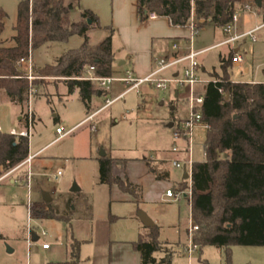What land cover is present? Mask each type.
Masks as SVG:
<instances>
[{
  "label": "rangeland",
  "instance_id": "rangeland-1",
  "mask_svg": "<svg viewBox=\"0 0 264 264\" xmlns=\"http://www.w3.org/2000/svg\"><path fill=\"white\" fill-rule=\"evenodd\" d=\"M20 1L22 0H0V7L7 12L5 29L0 38L5 39L7 45L13 43ZM67 1L74 5L71 11L72 22H80L83 19L82 14L87 10L98 15L97 22L87 19L90 24L88 37L91 46L98 45L113 34L114 75L118 77H126L128 72L133 73L135 77L148 75L156 68L157 59L175 51L174 44L178 46L179 51H187L190 45L187 38H192L193 48L200 50L221 42L234 31L233 29L227 33L224 27L207 23L192 34L189 27L174 28L168 25L163 17L154 22L149 18L142 19L141 16L136 18L131 6L134 0ZM253 11L256 13L238 10L239 20L234 28L238 29L241 23L254 26L259 24V21L264 22V16L261 14L259 17V12ZM154 24L160 32L158 35L154 33ZM257 36V41L250 38L238 40L241 53L251 71L245 74L244 68H239L232 76L235 79L259 77V56L264 57V52L259 55V37H264V28L257 32ZM83 41V36L75 34L66 42L39 47L34 50L33 58L39 65L52 64L67 51L79 48ZM226 48H230L229 45L213 47L204 53L200 58L204 67L207 70L213 66L219 67V53ZM150 54L153 60L151 70L145 75H139L133 70L131 58L141 57V62H144L143 57ZM121 61L126 63L120 65ZM177 70L182 72V65L177 66L175 71ZM173 71H167L162 76L169 78ZM213 73L220 74V68L219 71L214 68L210 75ZM199 77L201 83L207 82V78L201 77L200 74ZM49 82L46 80L45 84L35 86L31 97V107L36 114L30 137L31 152L54 140L57 137V127L68 131L90 112L107 105L91 120L72 129L67 136L52 144L40 158L44 160L48 184L56 188L61 203L60 211L56 210L55 213L70 218L66 220L55 216L41 220L34 217L31 227L40 239L31 244L27 241L28 236L26 240V234L22 237L14 236L10 241L0 239V264H47L50 261L67 260L73 239L81 242V264H140L139 254L133 250L130 241L138 240L141 233L149 234L150 229L141 223L139 210L157 223L158 240L162 243L167 240L171 242L168 244L169 253H155L156 264H264V246H232L229 258L225 247L206 245L194 251L190 260L183 249V244L188 243L190 205L184 195L179 200L166 197L167 187L178 189L184 180L183 169L172 165V160L176 159L177 155L171 152L175 140L167 124L172 117L174 104L176 117L186 114L189 97L187 84L182 86L170 83L166 89H159L153 84L144 83L139 89L128 91L122 98L108 104L109 100L130 86L123 82H114L108 88L110 91L107 94L93 97L91 111L88 112L86 105L79 98L78 91L70 94L63 81ZM4 97L5 94L1 99L0 115L6 124L5 128L8 129L7 124L18 107ZM206 130L201 126L196 129L195 160L203 155L202 144L206 138ZM102 150L115 159L114 169L122 173L135 171L125 166L128 161H142L144 157L149 160H166V167L171 172L170 177L158 182V187L164 190L163 196L154 202H137L132 196L130 202L121 201L119 195L130 194L119 190L117 186H112V189L109 185L98 182V158ZM178 157L183 156L180 154ZM59 170L61 175H58L56 180L52 175L57 174ZM75 183L80 188L76 192L71 190ZM6 188L11 193L19 190L20 198L27 201L28 193L23 184L7 185ZM34 198L35 194H32L33 202ZM69 201L71 204H68ZM35 207L38 208L37 205ZM27 215L28 209L22 216L14 215L12 223L3 221L1 225L10 233L18 229L17 223L22 221L28 233ZM43 231L45 235H42ZM43 243H48L50 249H43ZM8 246L14 251L8 252ZM132 253L137 255L136 259Z\"/></svg>",
  "mask_w": 264,
  "mask_h": 264
},
{
  "label": "trees",
  "instance_id": "trees-1",
  "mask_svg": "<svg viewBox=\"0 0 264 264\" xmlns=\"http://www.w3.org/2000/svg\"><path fill=\"white\" fill-rule=\"evenodd\" d=\"M139 15L148 19L149 14L166 17L173 26L185 27L191 19V0H137ZM249 4L264 15L262 6L254 0H196L195 17L198 28L211 19V23L224 27L232 21L239 7ZM148 9L144 14L143 9ZM74 5L67 0H22L18 4L13 43L7 45L0 39V95L5 91L10 98L23 104L29 101L31 89L46 83L47 78L62 80L71 94L79 91L87 110L94 96L105 92L92 81L84 78L86 69L93 68L99 77L115 76V54L112 36L98 45L89 44L88 30L99 17L91 10L82 14L80 22H72ZM7 12L0 7V34L5 29ZM204 21L203 23L201 21ZM112 33V32H111ZM75 34L84 38L79 48L71 49L54 63L33 67L35 79L29 81L17 62L28 57L30 51L57 42H66ZM234 53L220 57L221 73L197 91L204 96L203 120L208 124L204 151L205 160L193 165L192 214L199 229L193 241L199 249L206 245L225 247L230 258L232 246H264V82H236L230 77ZM201 71L203 69L201 68ZM225 90V95L219 89ZM229 97L226 98V94ZM172 109L173 121L176 105ZM30 138L3 133L0 130V168H13L29 157ZM114 158L100 156L99 183L116 185L141 201V187L129 179L113 174ZM154 171V168L150 166ZM156 172V171H154ZM1 175V169H0ZM157 177L160 175L157 174ZM194 184L209 185L206 192H199ZM183 180L178 189H186ZM36 216L42 209H34ZM49 215L68 220L69 216ZM149 234H140L133 247L141 254V264H156L155 253L168 252L169 247L158 240V226L148 227ZM3 235L0 233V239ZM81 242L73 239L69 258L47 264H81Z\"/></svg>",
  "mask_w": 264,
  "mask_h": 264
},
{
  "label": "crops",
  "instance_id": "crops-1",
  "mask_svg": "<svg viewBox=\"0 0 264 264\" xmlns=\"http://www.w3.org/2000/svg\"><path fill=\"white\" fill-rule=\"evenodd\" d=\"M131 6H132V9L134 10L133 12L136 15V18H139L140 15H139V7H138L137 0H134L132 2ZM238 10H245V11H249V12H254L253 11L254 9H249L248 10V9H245L244 7H239L237 9V11ZM255 13L256 12H254V14ZM260 16H261V13L259 12V17ZM159 18H160L159 16L149 17V19L152 20L153 22L158 20ZM163 18H166V17H163ZM166 20H167L168 25L169 24L172 25L168 18H166ZM238 20H239V18H238ZM207 23H211V21L208 20ZM207 23H205V24H207ZM263 23L264 22L260 23V21H259V24L257 23L254 26L253 25L248 26V25H244L243 23H241L239 25L238 29L234 28L233 34L234 33L235 34H241V33L250 31V30L255 29L256 27L262 25ZM154 26H155V28L157 27L155 24H154ZM173 27L174 28H178V29L186 28V26L185 27L173 26ZM262 28H264V27H262ZM261 29H259L258 31H260ZM257 32H256V35H257ZM154 33H155V35H158L160 32L156 28ZM0 35H2V34H0ZM229 37H227L226 39H228ZM0 39L1 40H5L3 38H0ZM188 39L189 38H187V40ZM226 39H224L221 42H218V43H216V44H214L212 46H209V47H206V48H203V49H200V50H195L193 48L195 51H198V52L199 51H203L198 56V60L200 62V67L203 69V71H201V73L199 72L200 76L203 77V78H207V82L210 81V79H212V76L210 75L211 71L214 68H216L219 71V68H220V57H228L230 55V53L233 52L234 56L239 54L243 58L242 62H233L232 61V67L230 68L229 72H230V77H231V79L233 81H236V82H264V66H263L264 65V57L263 56H259V59H261V60L259 62V77L258 78L235 79L234 77H232L235 74V71L237 69H239V68L240 69L244 68L245 74H249L250 71H251V68H250V65H248V63H247V60L245 59V57L241 53V46H240L238 41H235V42H232V43L223 44V45H219L220 43H222ZM257 40H258V36H257ZM188 42H189V40H188ZM227 45H229L230 48H228V49L226 48L225 50H223L222 52L219 53V67L218 66H213L212 69L207 70L204 67L203 60L200 59L201 56L204 55V53H206L210 48H213V47L214 48L224 47V46H227ZM188 50H189V48L187 49V51H183V52L180 51V52L185 54V53L188 52ZM263 52H264V37L261 36V37H259V55L261 53H263ZM173 53L174 52H168L166 56H170ZM146 57H147L146 55L143 57L144 62H141V57L138 58L137 56H134L130 60L132 66H133V70L135 72H137L139 75L147 74L152 68V62H153L152 54H150L147 58ZM125 63L126 62L123 61L122 64H125ZM122 64H120V65H122ZM44 65H46V64L39 65L38 63H36L35 58H33V67L34 66L35 67H42ZM47 80H48V82L50 80H52L54 82L56 81L55 78H47ZM59 81H62V80H59ZM207 82H205V83H207ZM205 83H201V82L197 83V85L195 86L196 90L201 88V86H202L201 84L205 85ZM140 86L138 87V89L140 88ZM182 86H184V85H182ZM104 90H105L104 93H106V94L110 91L108 88H105ZM76 91H78V90H76ZM125 91H123L120 94H118L117 96H115V98H113L112 100H109L108 104L112 103V101H114L116 99L122 98L125 94H127V93L123 94ZM73 93H75V92H73ZM73 93H71V94H73ZM3 94H5L4 98L7 99L14 106H17L18 109L14 110V114H13L12 120L9 121V124H7L8 129L5 128L6 124L3 122V119L1 118V115H0V130L3 133H10V134H11V132L13 130H15V131L24 130L26 128V112H27V109H28V102L25 101L23 104H20L19 102H17L15 100H13L12 98H10L7 93H3V91H2L1 95H0V107H1V99H2V95ZM78 94H79V91H78ZM99 95H103V94L101 93ZM176 95H178V92H176ZM79 98H80V95H79ZM106 105L98 108L97 110H94V111L90 112L87 116H85L79 122H77L70 130L76 128L77 126L81 125L84 122H87L88 120H91L93 118V116L99 110L104 108ZM187 108H188V102H187V106H186V113H187ZM89 111H91V103H90V109L88 110V112ZM34 116L36 118L35 112H34ZM184 116H182V117H184ZM35 121H36V119H35ZM170 121H172L173 123L175 122L172 119H170ZM169 122H168V124H169ZM168 124H167V126H168ZM172 128H170L171 131H172ZM206 134H207V130H206ZM61 138H63V137H61ZM61 138L57 134V137L54 140H52L51 142L47 143L42 148H40V149H38L37 151H34V152H31L30 148H29V157L30 156L32 157L30 163H25V161L28 159L27 158L25 161H23L22 163H20L19 165L15 166L13 168H10V169H6L4 167L0 168L1 169L0 186H5L4 188H0V233L3 235L2 239H6V240L10 241L11 238L14 237V236L15 237L16 236L22 237V236H24L26 234L25 237H26V240H27L28 233L26 232L24 225H22V221L20 223H17V224H19V225H17V227H19V228L14 230L13 232H10V233L6 232V230L3 228L1 223H3V221H11V223H12V221H14L13 220L14 218H12V217H14V215L17 216L19 214V215L22 216V213L24 211H27V209H28V199H27V201H25V199L20 198L19 190L14 191V193H11V191L9 189H7L6 186L7 185H19L21 183V184H23L24 189L27 191V193L29 195V191H28V187H27V182H28V178H29V176H28L29 172L31 173V185H32L31 197H32V194H35L34 204L37 205L39 209H42V212H40V214H38L36 216V218L41 219V220L46 219V218H51L53 216L48 214L50 210H52L54 213H55L56 210L60 211L59 208H60V204L61 203L59 202V196L57 197V194H56L57 190H56V188L50 187V185L48 184V180L46 179L47 174L44 172V170H45L44 160H42L40 158L49 149V147L52 144L59 142L61 140ZM204 144H205V141L202 144V146H203L202 154L203 155L200 158H197L195 160V162H202V161L205 160ZM195 146H196V139H195ZM171 152H172V149H171ZM172 154H173V152H172ZM180 154L183 156L182 158L178 157V155H180ZM176 155H177V157H175L176 159H185V157H186L184 153H179V154H176ZM140 160H138V161H128L125 164V166L133 168L135 171L132 172L130 170L129 172L122 173V172H117V170L114 169V166L116 164L115 163V159H114L113 167H112L113 174L115 176H120L123 179L127 178L131 182L139 185L141 187V196H142L141 197V201H148V200L151 201V202L158 201L159 198H161L163 196V194H164V190L160 189L158 187V182L168 179L170 177V173H171L170 170L166 167L167 166L166 165V160H164V159H158V160L150 159L149 160L147 157H144L142 159V161H140ZM150 166H152L154 168V171H156V172L152 171L150 169ZM157 174L160 175V177H157ZM58 175H61V171L60 170L57 172V174H53L52 176L57 180L59 178ZM98 179H99V173H98ZM183 179L185 180L184 171H183ZM194 186L196 187V184H194ZM114 187H116V185H114ZM114 187H112V189ZM196 188H197V190L199 192H206L209 189V185L208 184H204V185L200 186L199 184H197ZM167 189H169V188L167 187L166 190ZM79 190H80V188H79ZM42 191H46L49 194V196L51 197V200L49 202H47V201H45L43 199ZM74 192H76V191H74ZM131 196L132 195H129V196L128 195H119L118 197L121 199V201H129L130 202V201H132L131 200L132 199ZM68 204H71V201H69ZM27 219H28V215H27ZM141 223L143 224L142 221H141ZM155 225H157V223H155ZM143 226H145V225L143 224ZM187 233H188V229H187ZM133 242H134V240L130 241L131 246H132L133 250L139 254L140 264H141V254L134 249L133 244H132ZM170 243L171 242L169 240H167V241H165L164 244L167 247H170L168 245ZM186 246H187V244H183V249H184L185 253L187 254L186 249H185ZM49 249H50V247L46 248L45 250H49ZM165 253H168V252H165ZM136 256L137 255H135V253H134L133 257H135V259H136ZM188 258H189V260L191 259V257H189V256H188Z\"/></svg>",
  "mask_w": 264,
  "mask_h": 264
},
{
  "label": "built area",
  "instance_id": "built-area-1",
  "mask_svg": "<svg viewBox=\"0 0 264 264\" xmlns=\"http://www.w3.org/2000/svg\"><path fill=\"white\" fill-rule=\"evenodd\" d=\"M195 1L196 0H191V4H192L191 19L187 24V27L191 29L192 34L195 33L199 24L197 18L195 17V11H194ZM244 8L248 10L252 9V7L249 4H246ZM149 17H156V15L149 14ZM238 18L239 16L238 13L236 12L232 18V21L224 26L225 32L230 33L234 29L235 23L238 21ZM262 27H264V23L250 31L241 34H235V33L231 34L228 39H226L219 45L232 43L240 39H246V38H250L251 40L256 41L257 40L256 32ZM188 40L190 45L187 53L185 54L181 53L178 49V46L174 44L173 45V49L175 50L174 53L170 56H165L161 59H157L156 68L151 73H149L144 77H135L133 73H129V72L126 77H118V76L99 77L94 74L93 68L89 67L86 69L84 78L92 81L96 86H98L101 89L109 88L110 85L113 84L114 82H123L126 85H130L123 94L138 88L140 85L144 83L153 84L156 86V88L159 89H166L168 87V84L170 83H175L179 85L187 84L189 86L187 113L180 120L175 121L174 126L172 128V135L175 140L172 146V152L175 154L184 153L186 156L185 159H173L172 165L175 168L183 169V171H184V167H186L188 178L185 180H188L189 182L187 183L186 189H174V188L167 189L166 196L174 200H179L184 195L188 199L190 205V218H189V226H188V243L185 249L188 256L191 257L194 251L199 249V246L193 241L194 233L199 229V226L197 223H195L192 214L193 165L195 163L194 147H195V139H196V129L200 126L208 129L209 126L203 120L202 105L204 103V96L197 94L195 88L197 83L202 82L199 77V72L201 71V67H200V62L198 60V56L203 51H199V52L195 51L193 49L191 42L192 38H189ZM232 61L242 62L243 58L239 54H237L233 57ZM17 65L20 69H22L25 72V75L27 76L30 82H32L33 79H35V75L33 72L32 51H30L28 57L20 59L17 62ZM180 65H182V72L179 70L175 72L176 67ZM169 70H174L175 73H173L172 76L169 78L163 77L162 74ZM181 73H182V77H180ZM219 91L221 94L225 95V90L223 88H220ZM33 93H34V88L31 89V93L28 101V109L26 112V128L22 131L13 130L11 132L12 135L23 136L28 138L32 136V131L35 123L34 111L31 107V97ZM56 131L61 138L67 136L71 130L66 131L63 127H58ZM180 143H182V145ZM31 159H32L31 156L28 157L25 163H30ZM28 176H29L27 182V187L29 191L28 243L31 244V242H33L34 234H36L31 227L32 220L34 217H36L34 211L36 207L31 197L32 185H31L30 172ZM42 235H45L44 231L42 232ZM38 239H40V236H38ZM49 247L50 246L48 243H43L44 249Z\"/></svg>",
  "mask_w": 264,
  "mask_h": 264
},
{
  "label": "water",
  "instance_id": "water-1",
  "mask_svg": "<svg viewBox=\"0 0 264 264\" xmlns=\"http://www.w3.org/2000/svg\"><path fill=\"white\" fill-rule=\"evenodd\" d=\"M254 2L258 5V7H261L262 6V0H254ZM143 12L144 14H148V9L146 7H144L143 9ZM211 20V19H209ZM202 23L204 22L203 20L201 21ZM123 61L120 62V64H122ZM99 94H101V92H99ZM229 97V94L227 93L226 94V98ZM174 107H172L173 109ZM174 125V123L172 121L169 122L168 124V127L172 128ZM101 156H105L106 153L102 150ZM184 178L187 179L188 178V173H187V169L186 167H184ZM72 190L73 191H78L79 190V187L77 186V184L75 183L74 186L72 187ZM42 195H43V199L47 202H49L51 200V197L49 196V194L46 192V191H42ZM138 216L139 218L141 219V221L143 222V224L145 226H148V227H153L155 225V222L154 220L147 214H145L142 210H139L138 212ZM38 240V236L36 234H34V237H33V241H37ZM8 252H12L13 249H11L9 246L7 248Z\"/></svg>",
  "mask_w": 264,
  "mask_h": 264
}]
</instances>
